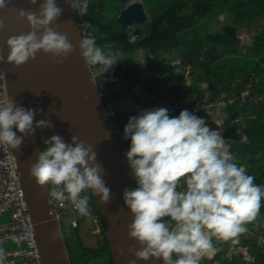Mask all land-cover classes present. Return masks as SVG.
Wrapping results in <instances>:
<instances>
[{
  "label": "clouds",
  "instance_id": "clouds-1",
  "mask_svg": "<svg viewBox=\"0 0 264 264\" xmlns=\"http://www.w3.org/2000/svg\"><path fill=\"white\" fill-rule=\"evenodd\" d=\"M37 2L28 0L32 6ZM10 3L11 0H0V10ZM65 3L78 9L77 0ZM62 13L56 0H43L37 12L19 9L17 14L30 31L8 37L9 53L6 61L0 54V64L19 67L43 52L62 65L78 47L87 69L100 65V75L114 67L119 54H105L94 37L86 36L74 46L66 34L50 27ZM4 29L5 22L0 18V32ZM3 80L6 72L0 68V81ZM40 111L17 106L6 95L0 104V145L19 150L23 140L34 135L37 128L51 127V121L44 119L34 124ZM222 132L221 127L211 129L204 118L187 109L176 117H170L164 107L146 109L129 118L123 139L130 140L125 156L137 187L124 189L123 201L131 214L127 237L140 247H128L127 253L134 259L127 264L150 258L162 264H200L204 256L218 251L214 240L238 242L239 236L248 231L246 225L257 219L264 185L255 184L256 177L238 165ZM240 139L248 142L247 135ZM43 143L46 148L36 154L28 174L36 184L50 186L49 204L67 201L74 212L90 218L92 195L99 197L102 204L111 200V190L103 179L106 173L97 162L93 145L75 135L69 143L59 135ZM165 217L166 222L162 219ZM14 242L19 246L21 239L15 238ZM117 254L123 257L124 248L118 246ZM6 256L0 247V264H4Z\"/></svg>",
  "mask_w": 264,
  "mask_h": 264
},
{
  "label": "trees",
  "instance_id": "trees-1",
  "mask_svg": "<svg viewBox=\"0 0 264 264\" xmlns=\"http://www.w3.org/2000/svg\"><path fill=\"white\" fill-rule=\"evenodd\" d=\"M131 1L134 0H77L85 5L84 14L78 18L79 24L87 26L89 35L95 38L96 45L105 54L118 53L126 57L139 50L145 53L147 49L152 56L151 62L142 68L133 67L126 61L117 62L116 74L127 83L122 91L138 97L131 89L142 85L146 93L161 94L167 102L188 108L190 112L195 103L224 101L221 106L194 114L201 116L215 111L229 128L226 140L238 165L256 177L255 184L264 185V22L255 29L248 46L241 45L236 36L213 27V23H219L218 15L226 11L228 19L223 27L233 26L236 32L251 30L264 20V0H141L150 18L147 35L137 29L123 28L117 22L119 11ZM130 31L137 36L135 43L129 41ZM173 60H179V64H174L179 71L171 75L172 71L167 67L172 66ZM186 73L193 78L190 84L184 79ZM183 85L188 89L182 88ZM201 85L204 87L199 88ZM139 97L152 105L145 96ZM115 127L119 128L116 124ZM237 128L241 129V134L232 132ZM242 135L248 136L247 143L241 142ZM96 212L99 217L97 206ZM254 224L259 235L264 237V200ZM257 240L258 236L256 239L247 232L240 235V244L248 246L253 258L250 262L243 260V263L264 264V244ZM231 242L221 243L226 246ZM225 250L226 247L217 252L214 260H219ZM89 251L94 254L97 250ZM80 259L81 262L88 260L85 255ZM108 261L112 264L109 252ZM222 264L242 262L232 258Z\"/></svg>",
  "mask_w": 264,
  "mask_h": 264
},
{
  "label": "water",
  "instance_id": "water-1",
  "mask_svg": "<svg viewBox=\"0 0 264 264\" xmlns=\"http://www.w3.org/2000/svg\"><path fill=\"white\" fill-rule=\"evenodd\" d=\"M42 2L38 0L37 5L32 6L28 0H11L6 9L0 10V18L5 22V29L0 32V51L5 61L9 53L6 45L8 37L30 31L27 22L19 18L18 10L26 8L37 12ZM56 2L63 8V13L50 27L66 34L69 41L77 46L81 39L78 10L69 7L65 0ZM147 20L148 13L141 0L129 2L117 16V22L123 28L143 25ZM223 30L229 36H236L233 26H224ZM3 69L6 72L7 93L15 104L25 109L41 110L35 116L34 124L41 119L52 124L48 128H37L34 135L23 140L19 150L11 148L41 264H71L60 226L51 204L47 202L50 186L36 184L28 174L31 165L36 162V154L46 148L44 139L53 135L61 136L66 143L71 142V136L75 135L80 141L94 146L97 162L106 173L103 179L111 190V200L107 204H102L99 197L93 195L109 256L112 264H127L129 259H134L127 253L128 247L137 250L140 247L127 237L126 226L131 223V214L123 201L124 189L136 188L135 180L117 140L111 114L94 85L90 70L85 67L78 47L62 65L56 64L50 55L39 52L34 60L19 67L5 62ZM162 219L167 221L166 217ZM94 228L92 216L79 223V241L85 249L101 248L97 235L91 233ZM118 246L125 250L123 257L117 254ZM137 264H162V261L150 258L148 261L137 260Z\"/></svg>",
  "mask_w": 264,
  "mask_h": 264
},
{
  "label": "built area",
  "instance_id": "built-area-1",
  "mask_svg": "<svg viewBox=\"0 0 264 264\" xmlns=\"http://www.w3.org/2000/svg\"><path fill=\"white\" fill-rule=\"evenodd\" d=\"M79 25L81 29V39L89 36L87 26L85 24ZM128 35L129 41L135 43L137 40L136 34L133 31H130ZM117 65L118 64L116 63L114 67L110 68L106 72L101 73L100 75H98V70L101 68L100 65L89 68L93 82L95 83L94 85L102 99H107L110 94L117 91H122L127 87L125 80L116 74ZM0 68H3V64H0ZM131 91L135 95L145 96V99L152 103L153 109L160 107L167 108L169 116H176L179 112L184 110L178 104L167 102L165 98L163 99L161 97V94L153 92L146 93L143 90L142 85L133 87ZM6 95L10 99V96L6 90L5 80H3L0 81V104L4 103V97ZM224 103V101L218 103L210 102L206 104L195 103L193 107H191V110L194 113H204L207 112L211 107L221 106ZM186 109L188 110V108ZM115 129L117 140L121 144L122 152L127 163L125 153L129 150L130 140L123 139V129L117 127H115ZM127 166L130 169L128 163ZM51 208L54 211L59 225H62L64 214L67 212H71L72 214V219L70 221V226L72 228H77L80 221L84 219V216H81L73 211L70 203L67 201L63 202V204L60 202H53L51 203ZM6 215L8 216V219L1 220ZM92 220L94 225H96V218L93 217ZM15 238L21 239L19 246H17V244L14 242ZM258 240V242H264V238L262 237H259ZM6 243H14L15 246L12 249H5L7 256L4 264H41L35 234L28 214L26 198L19 181V172L17 170L15 157L12 153L11 147L0 145V247ZM234 247L239 250L242 246L238 245ZM243 254L249 256L248 252H244ZM249 258L253 260V258L250 256Z\"/></svg>",
  "mask_w": 264,
  "mask_h": 264
},
{
  "label": "rangeland",
  "instance_id": "rangeland-1",
  "mask_svg": "<svg viewBox=\"0 0 264 264\" xmlns=\"http://www.w3.org/2000/svg\"><path fill=\"white\" fill-rule=\"evenodd\" d=\"M81 5H82L81 2H80V4L78 3L79 17H81L85 12V5H82V6ZM217 18H218L219 23H217V22L213 23V25H214L213 27L216 30H222L224 28L223 23L226 22V19H228V13L226 11L222 12L218 15ZM149 20H150V18H149V14H148V20L145 24H143V25H136L135 24V25H132L130 28H132L133 30H136V29L139 30L142 35H147V33H149V31H150L149 22H148ZM263 22H264V20L259 21V24L253 26L251 28V30H246V29H242L239 31L237 30L236 37L240 40L241 45L243 44V45L248 46L252 42L253 35L255 34L254 33L255 29L258 30V28L263 24ZM168 54H169V52L167 53L166 57L169 56ZM118 57L120 58L121 61H126V62L130 63L131 66L136 67V68L144 67L145 63H150L151 62L150 60L152 59L151 54H148L147 50L145 53H143L142 51L139 50V51H136L135 53L128 54L126 57L119 54ZM158 61L159 60L157 59V62ZM179 63H180L179 60H173L171 62L172 66L167 67L169 71L170 70L172 71L171 75L178 73L179 68L176 67L175 65L179 64ZM145 71H147V70H145ZM185 78L187 79V84H190L191 82H193V78L189 77V75L187 73L184 74V79ZM204 86L206 87L205 84H204ZM204 86L201 85L199 88H203ZM182 88L188 89V86L183 85ZM136 98L142 99L139 96ZM107 100L108 99H106V98L104 99L106 106L108 105ZM221 122H222V119H221ZM236 130H237V132H240L239 130H241V129H239V128L234 129V133H236ZM89 210L92 214L91 216H94L95 214H97L96 206H95V199L93 196H91V199L89 201ZM97 216H98V214H97ZM6 219H8L7 215L4 218H2L1 220H6ZM71 219H72L71 212H67L66 214H64V218L62 221L63 223L60 227L64 241H65V244H66V247H67V250H68V254H69L71 264H109L108 251L104 245H103L104 247H102L103 249L101 248L100 250H97L94 254H92L89 250H86L85 248H83L80 245L81 242L79 241L78 230L74 229L70 226ZM254 223H256V220L254 221ZM254 223L252 222V223L246 225V227L248 228L247 233H249L251 236H254V237L256 236V239H257V236L259 238L260 235L257 232L256 225ZM95 232H97V230L94 232L92 231L91 233H95ZM239 241H240V236L238 238V242L229 243L230 244V250L229 251H233V252H231V256H232V258L235 259V261H237L238 263L242 262V264H245V263H243V260H246V261L249 260L250 261L251 260L249 258L250 254H249V256L245 255V257H244L245 259L242 257L243 253L244 252L247 253L248 251H247V247L246 248L241 247L239 250H237V248L234 247V246H236V244H239L241 246ZM103 242L105 243L104 239H103ZM225 243H227V242H225ZM225 243L220 242V244L218 245V252H220V250H224L225 246H222V244L225 245ZM14 246H15L14 243H7V244H3L2 247L4 249H12V248H14ZM228 248H229V246H228ZM234 251H235V254H234ZM240 251H243V252H240ZM241 253H242V255H241ZM223 254L224 253L220 254V256ZM238 254H240V255L238 256ZM82 255H85V258L88 259L86 262H81L80 257ZM93 255H95V256L97 255V257H95ZM93 257H95V258H93ZM219 261L221 262L222 260L219 259Z\"/></svg>",
  "mask_w": 264,
  "mask_h": 264
},
{
  "label": "crops",
  "instance_id": "crops-1",
  "mask_svg": "<svg viewBox=\"0 0 264 264\" xmlns=\"http://www.w3.org/2000/svg\"><path fill=\"white\" fill-rule=\"evenodd\" d=\"M107 99H108L107 100V104H108L107 107H108V110L111 114V117H112L114 123L121 129H124V127L126 126V124L129 121L130 117L137 116L140 112H142L146 109H153V107L150 103H148L144 99L136 98L130 92H127V91L112 93L108 96ZM209 114H211V115H209ZM198 117L204 118L206 121V124L213 130H218V127H221L223 129L222 135H223L224 139L226 140V136L229 134V132H228L229 128L227 127V125L224 122H221V120H220L221 118L219 119V117L217 116V114L215 113L214 110H210L208 113L201 115V116H198ZM232 132L234 133V130H232ZM236 133L240 134L239 132H237V130H236ZM257 241H259V240H257ZM220 242H222V241H215L214 240V244L217 247V249H218L217 245ZM238 245L239 244H236V246H238ZM228 246H230V244L225 246L226 250L224 251V254L219 257V259L222 261L229 262L232 260L231 251H229ZM242 247H244V248L247 247V249H248V246H242ZM217 252L215 255L205 256L203 259L200 260V264H202V263H205V264L206 263H208V264H212V263L222 264V261L220 262L219 260H214L215 256L217 255ZM248 253H249V251H248ZM241 255H242V253H241ZM242 257L244 258L245 254H243ZM244 261H246V260H244ZM250 261H252V260H250ZM250 261L247 260L246 262H250Z\"/></svg>",
  "mask_w": 264,
  "mask_h": 264
},
{
  "label": "flooded vegetation",
  "instance_id": "flooded-vegetation-1",
  "mask_svg": "<svg viewBox=\"0 0 264 264\" xmlns=\"http://www.w3.org/2000/svg\"><path fill=\"white\" fill-rule=\"evenodd\" d=\"M97 214H95V217H97V221H96V225H95V228L92 230L93 232L97 230V232L95 233H92L94 235H97V239H98V242L101 246L104 245V242H103V239L105 238L104 237V232L102 230V225H101V221L99 219L98 216H96Z\"/></svg>",
  "mask_w": 264,
  "mask_h": 264
},
{
  "label": "bare ground",
  "instance_id": "bare-ground-1",
  "mask_svg": "<svg viewBox=\"0 0 264 264\" xmlns=\"http://www.w3.org/2000/svg\"><path fill=\"white\" fill-rule=\"evenodd\" d=\"M82 6V5H81ZM81 9V8H80Z\"/></svg>",
  "mask_w": 264,
  "mask_h": 264
}]
</instances>
